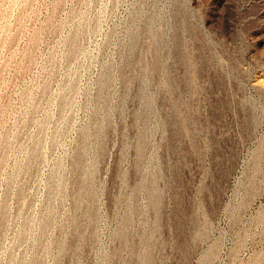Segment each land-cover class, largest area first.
Instances as JSON below:
<instances>
[{
	"label": "rangeland",
	"instance_id": "1",
	"mask_svg": "<svg viewBox=\"0 0 264 264\" xmlns=\"http://www.w3.org/2000/svg\"><path fill=\"white\" fill-rule=\"evenodd\" d=\"M0 264H264V0H0Z\"/></svg>",
	"mask_w": 264,
	"mask_h": 264
},
{
	"label": "bare ground",
	"instance_id": "2",
	"mask_svg": "<svg viewBox=\"0 0 264 264\" xmlns=\"http://www.w3.org/2000/svg\"><path fill=\"white\" fill-rule=\"evenodd\" d=\"M27 57V56H26Z\"/></svg>",
	"mask_w": 264,
	"mask_h": 264
}]
</instances>
